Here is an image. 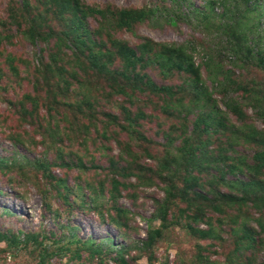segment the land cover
<instances>
[{"label":"rangeland","instance_id":"obj_1","mask_svg":"<svg viewBox=\"0 0 264 264\" xmlns=\"http://www.w3.org/2000/svg\"><path fill=\"white\" fill-rule=\"evenodd\" d=\"M0 264H264V0H0Z\"/></svg>","mask_w":264,"mask_h":264},{"label":"trees","instance_id":"obj_2","mask_svg":"<svg viewBox=\"0 0 264 264\" xmlns=\"http://www.w3.org/2000/svg\"><path fill=\"white\" fill-rule=\"evenodd\" d=\"M140 18H141L140 15H138V16L136 15L135 17H133V19H140ZM133 54H134V52H133L132 50L129 49V55L132 56ZM161 89H162V88L160 87V90H161ZM38 167H44V166H43L42 164H39Z\"/></svg>","mask_w":264,"mask_h":264}]
</instances>
